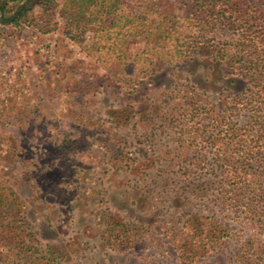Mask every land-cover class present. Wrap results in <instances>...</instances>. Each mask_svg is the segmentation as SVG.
<instances>
[{"label": "rangeland", "instance_id": "rangeland-1", "mask_svg": "<svg viewBox=\"0 0 264 264\" xmlns=\"http://www.w3.org/2000/svg\"><path fill=\"white\" fill-rule=\"evenodd\" d=\"M120 1L162 26L193 13ZM15 10L0 12V264H264V209L232 205L217 135L247 118L225 60L235 33L204 26L170 62L146 59L143 31L101 61L111 15L68 27L56 8L15 25Z\"/></svg>", "mask_w": 264, "mask_h": 264}, {"label": "trees", "instance_id": "trees-1", "mask_svg": "<svg viewBox=\"0 0 264 264\" xmlns=\"http://www.w3.org/2000/svg\"><path fill=\"white\" fill-rule=\"evenodd\" d=\"M188 2L193 13L181 21L169 15L162 19H168L164 26L155 18L123 12L120 0H1L0 12L4 15L15 7L7 21L30 25L37 14L57 8L68 27L72 22H89L100 13L111 15L109 24L98 30L96 45L92 47L101 61L104 59L101 57L112 55L125 59L122 41L143 31L150 37L148 48L153 53L146 52V59L151 60L155 55L170 62L179 61L188 53L196 31L204 26H227L236 38L230 43L233 51L227 59L224 54L229 49L226 45L220 47L224 51L221 59L229 63L234 76L246 82L245 91L235 97L234 109L238 113L247 111V118L236 120L229 130H220L217 135L222 134L220 140L228 139L227 144L232 145L229 154L232 155L225 163L228 180L235 182L232 205L240 204L252 212L264 209V4L258 6L243 0ZM225 148L221 147L223 154Z\"/></svg>", "mask_w": 264, "mask_h": 264}]
</instances>
